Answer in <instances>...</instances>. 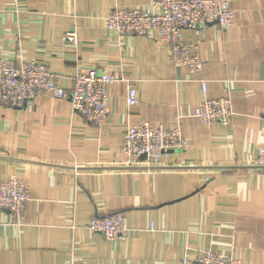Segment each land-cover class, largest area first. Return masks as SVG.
I'll return each instance as SVG.
<instances>
[{"label":"crops","instance_id":"crops-1","mask_svg":"<svg viewBox=\"0 0 264 264\" xmlns=\"http://www.w3.org/2000/svg\"><path fill=\"white\" fill-rule=\"evenodd\" d=\"M149 1L0 0V58L44 61L67 93L78 71L109 72L133 81L139 100L129 105L127 82L112 83L103 126L50 94L0 107V182L19 179L30 194L22 224L0 209V264H181L201 250L264 264V0H233V25L207 27L198 73L171 60L157 31L121 39L107 29L113 8ZM70 31L77 45L64 43ZM223 96L229 125L193 116L200 101ZM141 121L179 127L186 149L162 168L124 167L125 132ZM117 212L124 238L87 227Z\"/></svg>","mask_w":264,"mask_h":264},{"label":"built area","instance_id":"built-area-1","mask_svg":"<svg viewBox=\"0 0 264 264\" xmlns=\"http://www.w3.org/2000/svg\"><path fill=\"white\" fill-rule=\"evenodd\" d=\"M233 0H150L142 7H115L106 18L107 29L123 39L127 36H146L157 31L160 40L167 45L171 60L177 66L186 67L191 73L203 69L199 45L207 27L217 25L229 28L235 20ZM185 30L198 36L194 43L183 39ZM64 43L77 45L75 31L66 32ZM55 72L41 60L16 62L0 58V107L29 108L37 98L50 94L57 99L69 98L75 112L87 122L105 125L111 115L109 86L117 80L128 84V104H138L137 89L131 80L116 77L109 72L83 70L74 78V87L67 90L58 83ZM204 92L207 84L203 81ZM234 115L228 96L205 98L196 106L193 116L202 124L227 126ZM264 119V116H263ZM187 139L179 127L153 125L148 121L131 125L125 132L121 152L126 168L155 169L168 165L171 157L186 149ZM257 163L264 164V152ZM30 200L26 184L19 179L0 182V209L9 214L15 224H22L23 214ZM87 227L109 240L122 239L128 233L125 215L121 212L93 218ZM70 264H83L72 257ZM181 264H240L230 255L201 250L194 259L183 258Z\"/></svg>","mask_w":264,"mask_h":264}]
</instances>
